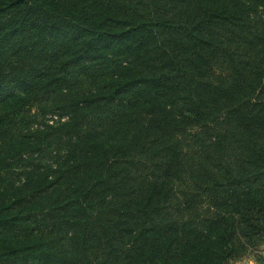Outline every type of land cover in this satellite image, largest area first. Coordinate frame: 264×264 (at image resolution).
Wrapping results in <instances>:
<instances>
[{"label": "trees", "instance_id": "trees-1", "mask_svg": "<svg viewBox=\"0 0 264 264\" xmlns=\"http://www.w3.org/2000/svg\"><path fill=\"white\" fill-rule=\"evenodd\" d=\"M0 45V264L260 251L264 0H0Z\"/></svg>", "mask_w": 264, "mask_h": 264}, {"label": "rangeland", "instance_id": "rangeland-1", "mask_svg": "<svg viewBox=\"0 0 264 264\" xmlns=\"http://www.w3.org/2000/svg\"><path fill=\"white\" fill-rule=\"evenodd\" d=\"M0 49L3 50L2 45H0ZM11 49L8 48L7 51ZM23 96V92L20 88L10 89L9 91L0 92V112L6 111L10 108L11 104ZM63 117V116H62ZM60 117L58 114L47 113L43 117L38 118L35 121H31L30 127L33 129L42 128L45 129L46 125L57 126L60 122H63L65 118ZM23 167H20L22 170ZM44 169L40 167L36 172V174L43 172ZM231 264H264V244L262 245L259 252L255 254H249L239 260L233 261Z\"/></svg>", "mask_w": 264, "mask_h": 264}]
</instances>
